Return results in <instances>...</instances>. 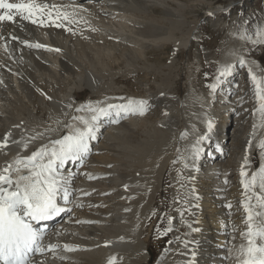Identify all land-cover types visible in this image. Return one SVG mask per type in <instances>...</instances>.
Listing matches in <instances>:
<instances>
[{"label": "bare ground", "instance_id": "6f19581e", "mask_svg": "<svg viewBox=\"0 0 264 264\" xmlns=\"http://www.w3.org/2000/svg\"><path fill=\"white\" fill-rule=\"evenodd\" d=\"M97 1L94 3L84 1L77 4H69L64 1L38 0L41 3L62 6L61 12L68 11L70 13L69 20L71 23L69 24L71 27L75 16L81 15V13H88L89 9L92 12L98 11L97 13H101L104 16L103 18L112 17L130 2H136L139 6L136 8L142 10L140 7L142 5L146 14L150 11L149 16L146 18L150 22L154 21L152 22L153 24L143 26V29H139L136 34H142L143 36H146L145 34H148V36L156 35L154 39H159L158 31H155L157 27L167 23V21L181 22L182 18L180 15L182 10H184V5L178 3L177 0H171L174 5L177 6L178 4L177 7L174 6L173 8L169 6L170 2L168 1L170 0ZM240 3H242L241 0H236L224 6L212 7L213 10L208 8L205 13L207 15H223ZM154 8L161 11L160 19H157L151 12V10H156ZM175 16L179 17V19L173 18ZM57 23H60V21H57ZM67 29L69 27L66 25L56 27L51 22H47L44 25L33 24L31 21L20 18H17L15 23L0 22V142L6 136L8 139L7 147H0V169L13 162L18 156L26 157L31 155L42 144H47L50 139L59 138L65 133L63 127L65 123L71 122V118L75 115H83L75 111L79 107L76 103L74 106L68 107V105H72L74 97H65L63 94L66 92L63 93L59 87H56V91L49 89L51 92L48 94L46 92L47 86L44 83L46 77L42 75L43 73L54 77L57 74L55 68L59 57H62L61 60L64 61H62V68L60 67L59 69L63 74L67 73V71L70 72L71 68H73L72 58L68 57L66 53L53 50V47L56 48L60 42L64 43L63 41H65L66 37L72 36L69 35L71 31ZM194 30L195 28L190 29L189 35H192ZM13 36L17 37V39H12ZM148 40L144 37L143 41L148 43ZM25 41L28 43L25 44ZM37 43L45 47L35 48L29 46ZM150 43H152V40ZM235 60L229 59L224 63V66L227 64L235 66L231 73L221 78L220 81L215 78V84L218 86L215 90H219L218 88L221 85L227 84L234 76L236 73L234 69L238 59L236 62ZM248 65V67L253 68L258 73L259 68L256 64L249 63ZM96 75L89 72L85 76L93 93L98 88L97 79L99 75L98 77ZM252 87L256 100L253 83ZM233 88L236 87L232 86L231 90ZM215 90L212 89V92ZM68 91L74 93L73 86H70ZM243 98H246V96L241 99ZM128 99L131 98H112L103 101L101 104L126 103ZM12 103H18L19 106L18 113L15 112L14 108L12 109L16 116H13L15 114L11 111ZM223 104L224 110L230 112H234L233 107L237 105L230 96L228 101H223ZM24 109L27 117L22 122L20 113ZM133 117L136 116L122 113L118 123L112 122L113 119H116L115 116L103 118L97 133V139L90 142L91 151L85 158L84 163L78 168L70 167L69 164H66L64 169H62L66 176L72 177L70 184L72 195L69 202H65L62 198H58V202L70 207L74 213L70 217V222L65 223L60 229L53 231L52 234L44 238L46 241L44 247L49 245H57L58 247L54 251H46L40 254L32 260V264H108L110 258L113 257L116 258L115 264L145 263L148 253L140 254L143 250L140 245L137 246L136 242H134L132 234L139 232L140 228L135 226L136 221L137 219L140 221L141 212L151 203L153 195L158 188V178H162L166 166L171 163L170 159L173 157L177 158L174 148L178 149V147L175 144L172 145L170 141L168 143L164 141V144L162 146L158 145V148H155V145L151 143L154 148L146 145L142 149L144 151V155L141 157L143 168L146 171L148 170L147 174L149 176H151L150 174L155 176L154 173L159 176L157 179L151 177L149 184L148 181H145L148 178L146 177L147 175H143L145 177L143 181L147 182L148 186L147 184L137 185L133 183L129 176L124 178L120 173V168L124 164H122L121 160H124L123 158H131L134 150L131 148L125 154L126 150L130 149L128 141L122 140L118 142L116 132L118 128L128 125V122L129 124L132 123L135 120ZM22 119L24 120L23 117ZM215 123H213L212 132L206 131L205 133L208 139L200 144L198 158L192 159L193 157L190 158L187 155L188 159H185L187 167H185L184 162V169H181V172L186 170L183 172V177L188 178L185 184L191 188V212L194 215V219L190 221V224L185 222L184 225H178L181 220L178 222L174 221L175 235L176 237L179 236L175 242L178 241V243L170 248V254L166 255L167 252H165L161 257L160 261L166 258L164 264H242L246 258L244 250L247 247V238L243 235L247 228L246 213L244 211L245 194L241 184L242 177L240 172L243 165L250 176L255 171V168L251 166V162L248 160L247 164H245L244 154L236 158L235 161L239 166L234 171H229L226 161L220 160L221 156L214 160H211L212 157H208L207 148L206 150L204 149L205 144L209 143V141L212 142L217 137L224 145V142L218 137V133L216 134L218 126ZM46 129H51V131H46ZM38 133L44 134L40 136ZM33 136H36L35 140H31ZM239 139H233L230 145H224V149L226 151L229 150V153L232 152L236 149ZM160 140L163 141L164 138H160ZM157 142L159 144V141ZM24 143H28L26 149L23 146ZM242 143H245V147L247 146L248 148L247 139H242ZM148 150L149 152L146 154ZM181 161H183V158L180 163H182ZM85 173L96 178L88 179ZM232 175L235 181H232ZM106 176H111V185L108 187H104L101 183L103 177L106 178ZM125 185H127V188H125ZM83 193L90 194L84 195ZM249 195H251L250 192ZM251 203L255 205V198H253ZM133 205L136 211L132 209L130 213L128 208H134ZM228 205H231V207H228ZM260 211H264V209ZM143 221L145 222V219ZM139 235L141 234L139 233ZM139 241L145 245L147 239L144 240L139 237ZM64 245H69L75 250L67 251ZM178 248H181L182 251L184 250L181 257L185 259L183 261L180 260L181 258L179 259V255H175V251ZM231 260L235 262L232 263Z\"/></svg>", "mask_w": 264, "mask_h": 264}, {"label": "rangeland", "instance_id": "374dc122", "mask_svg": "<svg viewBox=\"0 0 264 264\" xmlns=\"http://www.w3.org/2000/svg\"><path fill=\"white\" fill-rule=\"evenodd\" d=\"M234 1L236 0H177L184 5L180 15L182 20L167 21L157 27L155 31H158L159 39H154L156 35L136 34L139 29H143V26L154 22L146 18L150 11L146 14L142 5L140 6L142 10L136 8L139 7L136 2H130V5L127 4L112 17L103 18L104 16L97 13L98 11L92 12L89 9L88 13L75 16L72 27L68 21L63 22L64 26L72 29L69 34L72 36H65L67 43L63 41L65 44L60 42L56 48L53 47V50L60 49L61 53H66L73 59H71L73 65L71 74L68 71L63 74L59 70L60 67L62 68V57L56 61L57 74L54 77L42 73L46 77L44 82L47 86L46 92L49 94L51 92L49 89L56 91V87H59L63 93L66 92L63 94L65 97L75 98L72 106L75 103L78 106L88 102L103 103L112 98L129 97L148 101L147 111L143 115L134 114L135 120L130 124L127 121L128 125L118 128L116 132L118 142L128 141L130 149L126 150L125 154L131 148L134 150L131 158L121 160L124 164L120 168L121 175L124 178L129 176L133 183L148 186L151 177L154 179L159 177L155 173V176L152 174L149 176L148 170L146 171L142 166L141 157L144 155L142 149L146 145L158 148L164 144V141L166 143L170 141L172 145L178 147V149L174 148L178 159L171 158V163L166 166L162 178H158V188L151 203L141 212L140 221L137 219L139 223L136 221L135 226L140 230L132 234L134 242L143 250L140 254L148 253L143 264H164L166 258L160 261L161 257L165 252L166 255L170 254V248L178 243L175 242L179 236L175 235L174 221L181 220L178 225H184L185 222L190 224L194 219L191 212V188L185 184L188 178L183 177V172L186 170L181 172V169H184L187 155L193 157L192 146L196 144L198 137L206 133V123L209 120L216 122L218 126L216 134L221 136L225 146L230 145L233 139L240 138L235 150L230 153L229 150L226 151L225 161L229 171L238 169L239 165L235 160L243 154L255 170L259 164L264 163V153L258 147L260 141L264 140V121L255 111L259 105L254 98V90L248 74V64L252 63L259 68L258 73L252 68L253 71L258 76L264 77V44L252 43L260 39L256 33L264 30V0H241L242 3L223 15L205 13L208 8L213 10L212 7L224 6ZM168 2L171 8L178 6L171 3V0ZM151 12L160 19L159 15L162 13L159 9ZM173 18L179 19L177 16ZM192 28H195L194 33L189 35V30ZM245 35L248 39L241 38ZM144 37L147 40L149 38L148 43L143 41ZM151 40L152 43L149 44ZM238 57H243L246 64L242 67L237 62L234 70H239L244 80L237 87L238 89L233 88L232 92L226 94L237 103L233 107L234 112H230L223 108L222 101L226 99L225 84L214 92L209 86L215 83L216 74L224 63L229 59H236V62ZM88 71L101 78V81L99 77L97 79L99 89L97 88L94 93L85 77ZM70 86H73L74 93L68 91ZM243 96L246 98L241 99ZM13 108L18 113V103H12L11 111ZM25 111L24 109L20 113L22 122L27 117ZM12 113L16 116V113L13 111ZM82 114L86 115V113ZM160 138L164 140L161 141ZM154 139L159 141V144ZM242 139H247L248 145L251 141L252 145L245 147ZM148 152L149 150L146 154ZM182 158L183 161L180 163ZM214 159L215 157L211 158ZM143 175H147L148 180H145ZM231 179L235 181L233 175ZM143 180L148 181L149 184ZM101 183L104 187L111 185V176L103 177ZM132 209L135 210V206L128 208L130 213ZM139 237L147 239L145 245L139 241ZM183 253L184 250L182 251L181 248L175 251L179 259ZM231 262L235 261L231 260Z\"/></svg>", "mask_w": 264, "mask_h": 264}, {"label": "snow or ice", "instance_id": "6c2138e0", "mask_svg": "<svg viewBox=\"0 0 264 264\" xmlns=\"http://www.w3.org/2000/svg\"><path fill=\"white\" fill-rule=\"evenodd\" d=\"M61 7L56 4L41 3L38 0H15V2L0 0V22L15 23L17 18H20L31 21L33 24L44 25L51 22L56 27H62L64 21L69 23L71 21L70 13L61 12ZM57 21L61 22L57 23ZM67 30L72 31L70 28ZM256 35L260 39L252 43L264 44V30L258 31ZM241 38L248 39L246 35ZM12 39L17 37L13 36ZM29 46L45 47L39 43ZM55 51L59 52L60 49ZM237 62L242 67L246 64L243 57H238ZM234 66L233 64L223 66L216 80L220 81L221 78L228 76ZM248 74L254 85L255 97L259 105L255 111L264 121V77L258 76L251 67L248 68ZM209 87L215 90L217 84L213 83ZM147 108L148 101L144 99H128L126 103L104 105L99 101L82 104L75 111L86 113V115L73 116L71 122L63 125L65 133L62 136L50 139L47 144H42L29 156H18L13 162L0 169V264H32L31 254H43L46 251H54L58 247L57 245L42 246L45 229L38 227L37 224L48 221L66 210L60 205L58 198L69 202L72 195L70 189L72 177L66 176L62 169L70 161L84 163L91 151L90 142L97 139L103 118L115 116L116 119L112 122L118 123L122 113L143 115ZM213 128L214 124L209 120L207 131L210 133ZM43 134L38 133L40 136ZM35 139L36 136L31 137V140ZM206 139L208 136L202 135L192 146L193 159L198 158L199 145ZM7 145L6 136L0 142V147H7ZM23 146L26 149L28 143H24ZM250 146L251 141H249ZM258 147L264 153V140L260 141ZM245 164H247V157ZM185 167H187L186 162ZM85 175L88 179L96 178L87 173ZM240 175L245 194L244 211L247 224L243 234L247 238V247L244 250L246 258L242 264H264V211H260L264 209V163L259 164L250 176L242 165ZM253 198L256 201L255 205L251 203ZM64 248L67 251L75 250L69 245H64ZM115 259V257L110 258L108 264H115Z\"/></svg>", "mask_w": 264, "mask_h": 264}]
</instances>
